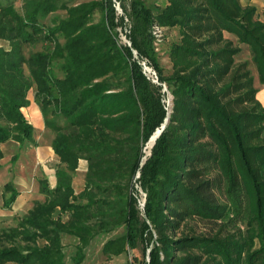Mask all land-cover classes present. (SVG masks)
I'll list each match as a JSON object with an SVG mask.
<instances>
[{
	"label": "trees",
	"instance_id": "trees-1",
	"mask_svg": "<svg viewBox=\"0 0 264 264\" xmlns=\"http://www.w3.org/2000/svg\"><path fill=\"white\" fill-rule=\"evenodd\" d=\"M57 1L24 0L20 14L0 0V40L10 42L9 49L0 46V144L36 146L23 111L33 89L53 132L56 180L50 187L41 177L43 201L1 232L0 264H65L63 233L77 238L72 260L79 264L95 228L120 226L123 232L102 245L107 258L140 249L139 264H264V107L248 62L234 60L240 46L224 35L249 47L264 87V22L256 7L240 0H166L153 8L131 0L129 47L112 32L111 0ZM58 7L65 18L41 22ZM96 8L102 16L92 22ZM155 24L179 30L168 73L153 44ZM37 43L43 49L21 51ZM132 49L166 84L169 109ZM166 117L143 161L145 143ZM80 160L86 161L84 186L75 193ZM136 184L145 194L142 209ZM18 195L14 182L4 183L2 207L10 209Z\"/></svg>",
	"mask_w": 264,
	"mask_h": 264
},
{
	"label": "rangeland",
	"instance_id": "rangeland-1",
	"mask_svg": "<svg viewBox=\"0 0 264 264\" xmlns=\"http://www.w3.org/2000/svg\"><path fill=\"white\" fill-rule=\"evenodd\" d=\"M99 2L100 0H58L57 5L60 6L61 4H66L67 6H73L82 2ZM130 1L131 0H111V4L113 7V13L115 22L117 23L115 26L112 27V32L117 35L118 43L125 46H131L127 44V40H129L130 34V22L128 18V12L130 10ZM147 6L150 7H159L162 8L166 4V0H142ZM244 0H242L243 2ZM2 4L11 3L16 11L20 14L23 13V3L24 0H1ZM102 16V12L99 8H96L91 16L92 22H98ZM66 11L58 7L55 11L47 14L45 17L40 18L41 22H44L47 25H51L53 22L65 18ZM162 37L161 41L158 43L156 48V52L158 54L159 64L162 67L164 73H168L171 70V62L168 56L170 46L173 42H177L179 40L180 34L177 27H162ZM151 34L152 36V27H151ZM226 38L231 39L235 45L240 46L241 50L234 56V60L236 63L241 61L248 62V68L251 71V75L253 76L254 80H257V74L251 60V52L247 45L241 44L237 41L236 37L230 33H224ZM60 41L63 40L60 38ZM130 41V40H129ZM0 46L9 49L10 42L7 40H0ZM44 45L42 43H37L35 45H22L21 51L25 56L29 54L31 51L41 50L43 49ZM135 50V49H133ZM136 51V50H135ZM133 58L137 60L140 64L142 71L144 72V67H148L150 72H145L146 76L152 80L154 76L153 73L158 77V73L154 65L151 63L149 59L146 57L139 56V54L133 53ZM25 72H27L26 66H24ZM258 82V80H257ZM164 83V82H160ZM257 84V83H256ZM161 86V93H162V101L167 109H169V102H170V91ZM33 92L34 90H29L27 96L29 100H33ZM36 104V103H35ZM37 105V104H36ZM38 107V106H36ZM36 107L29 108V112L27 115V119L33 125L34 128V139L36 141V145L39 143H44L45 141H51L53 138V132L45 128L43 131H40V121H41V114L37 110ZM37 111V115L33 114ZM32 114V115H31ZM149 141V139H148ZM148 141L145 143L143 147V161L145 157L150 154V148L147 150ZM0 149L3 151L4 157L0 160L2 164L0 168V234L2 231L7 230L10 227L17 225L20 218H22L27 211L34 205L36 201H43L44 196L39 193V184L38 180L42 177L44 168L37 163L35 159V146L28 145L25 146L23 149L19 150V158L14 163L11 164L9 158L14 154L17 150V144L15 143H6L5 145H0ZM51 162H54V155ZM84 168L86 167V161H83ZM84 168L78 165L77 171L75 172V176H80V178L84 182ZM44 169V170H43ZM86 169V168H85ZM79 178V177H78ZM7 181L14 182L17 190L19 191V195L17 196L15 202L12 204L10 209L2 207V187L3 184ZM82 185V183L80 184ZM138 194V202L139 208L142 209L140 206V202L144 198L141 189L139 188L138 184L135 185ZM91 224L96 227V223L91 221ZM123 232V227H117L110 231H102L99 228H95L94 234L91 237L89 243L84 248V258L81 263L79 264H139L142 258L140 249H130L127 252L121 253L116 256H112L107 258L101 251L102 245L104 242L116 235H119ZM62 245H63V252H64V261L65 264H75L72 260L75 250L77 247L78 240L72 235L69 234H62L61 237ZM21 246H24L25 242H18ZM43 241L38 240V244L42 245ZM12 264V263H8Z\"/></svg>",
	"mask_w": 264,
	"mask_h": 264
},
{
	"label": "crops",
	"instance_id": "crops-1",
	"mask_svg": "<svg viewBox=\"0 0 264 264\" xmlns=\"http://www.w3.org/2000/svg\"><path fill=\"white\" fill-rule=\"evenodd\" d=\"M240 2H241L242 5H253V6H255L256 7V14H257L258 18L261 21L264 22V0H244L243 2H242V0H240ZM241 44H244V43H241ZM257 80H258V77H257ZM257 80H254V86L257 88L256 97H257V99L261 102V104L264 107V87L259 82V80H258V82H257ZM36 106L37 105L35 104V102L33 100H30L29 106L23 108L25 116L27 117L28 112H29L28 111L29 108H33V107H36ZM36 108L39 111V108L38 107H36ZM40 114H41V112H40ZM41 117H42V115H41ZM44 129H45V126H44V121H43V117H42L41 121H40V131H43ZM6 143H15V144H17V150H16V152L14 154H12V156L15 155V154H19L20 148H19V144L17 142L9 140V141H6V142H4V143H2L0 145H5ZM2 153H3V151H2ZM34 153H35V156H36L35 159H36L37 163L40 164L45 169V170L43 169L44 172H43L42 177H46L48 179L50 187H54L55 181H56L55 180V175H54L55 165H54V162H51V160L53 159L52 157H53L54 153H53V150L51 148L50 141H47V142L45 141L42 144L39 143L38 145H36ZM3 157H4V154H3L2 158ZM10 158H9V160H10ZM83 161L84 160H80L79 164H78V165H80L81 168L82 167L84 168ZM1 166H2V164L0 163V168H1ZM85 168H84V170L86 171ZM81 183H82V185H80ZM72 186L74 188L75 193L79 192L83 188L84 182L80 178V176H75L74 175V177L72 179Z\"/></svg>",
	"mask_w": 264,
	"mask_h": 264
},
{
	"label": "built area",
	"instance_id": "built-area-1",
	"mask_svg": "<svg viewBox=\"0 0 264 264\" xmlns=\"http://www.w3.org/2000/svg\"><path fill=\"white\" fill-rule=\"evenodd\" d=\"M162 32H163V28H162V26H159V25H157V24H155V25H153L152 26V33H153V44H154V47H155V50H156V48H157V46H158V43L161 41V37H162ZM127 42V44L128 45H130L131 44V42L129 41V40H127L126 41ZM132 51H133V53H134V55H135V53H136V51L135 50H133L132 49ZM145 72H150V69L148 68V67H144V74H145ZM154 74V76L152 77V82H154V83H156V84H159V85H164V87L165 88H167V86H166V84L165 83H160L159 82V79H158V77L155 75V73H153ZM145 76H146V74H145ZM147 77V76H146ZM148 78V77H147ZM149 79V78H148ZM168 89V88H167ZM170 94V93H169ZM172 98V95L170 94V99ZM170 104H171V100H170V102H169V108H170ZM143 193V192H142ZM143 196L145 197V194L143 193ZM143 205H144V198L142 199V201L140 202V206L143 208Z\"/></svg>",
	"mask_w": 264,
	"mask_h": 264
},
{
	"label": "water",
	"instance_id": "water-1",
	"mask_svg": "<svg viewBox=\"0 0 264 264\" xmlns=\"http://www.w3.org/2000/svg\"><path fill=\"white\" fill-rule=\"evenodd\" d=\"M167 121H168V117H166V119L164 120V122H163V124L161 125V127H160L159 129H157V131H155V132L153 133V134L156 133V135H155V137H154V141H153V143L151 144V147L153 146V144L155 143L156 138L159 136V134L161 133V131H162L163 128L165 127ZM153 134H152V135H153ZM152 135H151V137H152ZM151 137H150V138H151ZM150 138H149V139H150Z\"/></svg>",
	"mask_w": 264,
	"mask_h": 264
},
{
	"label": "bare ground",
	"instance_id": "bare-ground-1",
	"mask_svg": "<svg viewBox=\"0 0 264 264\" xmlns=\"http://www.w3.org/2000/svg\"><path fill=\"white\" fill-rule=\"evenodd\" d=\"M33 114L36 115V114H37V111H35V113H33ZM31 115H32V114H31ZM156 131H157V130H156ZM155 135H156V133L153 134L152 137L149 139L148 144H147V147H146L147 150L150 148L151 144L153 143Z\"/></svg>",
	"mask_w": 264,
	"mask_h": 264
}]
</instances>
